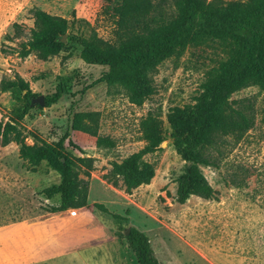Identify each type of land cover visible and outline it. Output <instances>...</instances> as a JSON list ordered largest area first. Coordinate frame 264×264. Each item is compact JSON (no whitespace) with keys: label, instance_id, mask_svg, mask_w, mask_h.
Returning a JSON list of instances; mask_svg holds the SVG:
<instances>
[{"label":"rangeland","instance_id":"374dc122","mask_svg":"<svg viewBox=\"0 0 264 264\" xmlns=\"http://www.w3.org/2000/svg\"><path fill=\"white\" fill-rule=\"evenodd\" d=\"M111 1L121 0H0V80L17 74L31 89L29 97L18 88L0 91V118L7 120L28 104L21 121L26 143L39 138L55 141L67 134L82 155L95 159L89 200L99 230L108 234L109 244L121 248L115 254L119 264L138 263L118 224L143 231L159 264H264L263 92L256 86L242 88L231 96L237 105L253 113L252 127L240 139L224 138L217 168L200 167L216 197L191 195L183 203L176 199L177 179L183 174L185 161L173 146L167 116L171 107L196 101L206 75L225 57L221 46L189 44L164 60L152 74L153 94L136 105L121 89L100 80L107 66L85 63L79 58L78 48L65 60L63 53L41 60L19 49L16 40L5 39L6 34L13 33L14 23L25 26V39L33 25L30 10L40 8L65 17L73 34L88 37L95 30L100 37L112 40L113 23L104 12ZM166 2L170 4L171 0ZM58 75L66 78V92L49 106L33 103L32 98L55 91ZM76 111H98L99 133L107 136L111 145L98 147L94 137L72 130ZM149 111L162 120L165 140L160 150L146 156L155 165L150 183L126 193L120 183L113 185L104 176L111 161H120L144 145L140 122ZM68 139L67 151L81 155ZM58 182L59 175L44 162L35 172L26 170L14 142L0 146V226L47 213L45 209L56 203L57 197L48 199L42 190Z\"/></svg>","mask_w":264,"mask_h":264},{"label":"trees","instance_id":"16d2710c","mask_svg":"<svg viewBox=\"0 0 264 264\" xmlns=\"http://www.w3.org/2000/svg\"><path fill=\"white\" fill-rule=\"evenodd\" d=\"M30 11L33 25L27 37L22 39L25 26L14 23L13 33L6 34V40H16L19 49L41 60L61 53L65 60L78 48L79 58L85 63L107 66L100 80L108 87L121 89L129 102L136 105L153 94L152 74L157 66L187 45L217 43L224 49L225 57L206 75L196 101L171 107L167 116L173 146L185 161L183 174L177 179V201L183 203L191 195L215 198L216 191L200 167L217 168L224 138L240 139L254 121L250 109L231 100L232 94L256 86L263 92L264 121V0H171L170 4L166 0L111 1L104 12L113 23L112 40L100 37L95 30L88 37L73 34L65 17L40 8ZM64 35L65 42L61 40ZM56 79L55 91L44 97V106L55 103L66 92V78L58 75ZM11 88L25 91V97L31 95L28 82L17 74L0 80L1 92ZM28 108L27 104L7 120L0 118V146L14 142L26 170L35 172L44 162L59 175L58 183L42 190L48 199L57 197V202L46 211L86 205L95 159L82 155L67 134L55 141L39 138L26 143L21 121ZM99 122L98 111H76L71 129L94 137L98 147L109 146L112 142L99 133ZM140 131L144 145L120 161H111L104 176L113 185L120 183L126 193L150 183L155 165L146 156L160 150L165 140L162 120L151 111L141 120ZM66 139L81 155L67 151ZM127 228L129 232L125 234ZM117 229L123 232L126 246L138 264H159L143 231L121 224Z\"/></svg>","mask_w":264,"mask_h":264},{"label":"crops","instance_id":"0c3cea01","mask_svg":"<svg viewBox=\"0 0 264 264\" xmlns=\"http://www.w3.org/2000/svg\"><path fill=\"white\" fill-rule=\"evenodd\" d=\"M72 211H76L72 213ZM86 205L0 226V264H119L121 252Z\"/></svg>","mask_w":264,"mask_h":264},{"label":"water","instance_id":"95a60500","mask_svg":"<svg viewBox=\"0 0 264 264\" xmlns=\"http://www.w3.org/2000/svg\"><path fill=\"white\" fill-rule=\"evenodd\" d=\"M61 40H62L63 42H65V40H66V36H65V35L62 36ZM31 101H32L33 103L36 102V103H38V104H40V105H44V96H39V97H36V98H32ZM128 232H129V229L127 228V229L125 230V234H127Z\"/></svg>","mask_w":264,"mask_h":264}]
</instances>
